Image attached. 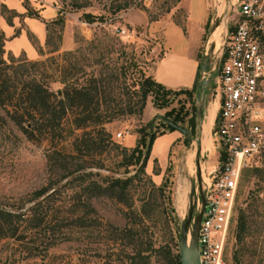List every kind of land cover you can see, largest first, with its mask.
<instances>
[{
	"label": "rangeland",
	"instance_id": "1",
	"mask_svg": "<svg viewBox=\"0 0 264 264\" xmlns=\"http://www.w3.org/2000/svg\"><path fill=\"white\" fill-rule=\"evenodd\" d=\"M51 1L0 0V5L14 12V17L10 16V25L0 15L2 58L6 60L12 56L26 62H46L47 58L52 57L55 59L53 64L45 63L42 69L52 76L55 82L49 83L48 87L57 93L62 86L56 81L58 74L55 65H64V53L79 50L81 56L77 59L80 60L78 64L81 71L75 76L77 83L83 85L89 75L104 77L111 73L113 80L110 85L121 89V104L124 106L136 99L132 91L138 90L145 77H151L152 63L160 57L154 71L163 79L173 82L185 74L189 69L188 63L192 64L190 60L198 56L199 66L208 58L210 66L215 61L217 68L216 55L225 35L223 20L228 14L231 0H53L52 5ZM73 6L82 7L73 10ZM58 11L62 14V26L49 23L56 17L54 12L57 14ZM35 13L38 18L32 17ZM166 23L174 26L163 27ZM121 29L127 30V33L121 35ZM162 39L165 41L163 50L160 45H156L161 44ZM89 42H93L95 49L89 51ZM53 48H57V51L49 54ZM34 54L39 57L31 60ZM98 55L107 68L122 66L124 70L95 71L96 66L102 68V64L94 66L92 63ZM39 73L40 70H36L35 75L38 77ZM198 77L197 74L196 82ZM192 86L191 83L178 89H190ZM193 99L194 89L191 98L183 94L168 97L167 106L158 111L161 116L171 110L180 114L186 112L187 116L177 127L189 133L187 139L176 131L167 132L164 125L154 118L153 129L146 125L151 122L150 114L144 118L143 124L135 116L122 115L104 126L111 141L120 147L135 142L140 127L146 126L148 132H153L155 138L144 175L151 180L154 188L161 186V192L151 188L144 176H139L126 194L125 202L132 205L130 208L106 198H94L89 203L96 212L100 227L81 228L68 221L63 224L64 228H57L56 224L62 218L68 220L73 217L70 207L75 205V201L71 200V191L66 190L48 206L43 226L30 231L26 228L28 223L21 222L22 238L18 242L13 239L0 241V264H124V257L129 251L120 245L112 249L107 245L109 241L103 229L105 225L115 229L131 225L137 227L138 238L152 245L153 253L148 264H164L162 251L157 253V249L168 246L174 251L179 224L188 207L189 189L194 185L183 167L186 153H189L191 171L196 177V157L194 161L191 157L195 111ZM205 102L210 107L203 123L201 159H198L204 166L203 173L207 178L208 173H216L219 168V153L212 136L214 130L211 122L216 106L210 89L206 91ZM147 103L151 104L150 96L145 101ZM0 118V207H8L13 211L33 192L45 189L58 176L46 164L49 142L27 141L9 123L1 108ZM188 119L192 126L187 123ZM119 132L122 133V139L116 140L114 136ZM68 142L61 144L66 150ZM113 154V151H109L106 162L111 164ZM254 168L264 167L257 165L247 169V175L238 186L235 215L238 209H243L250 201L249 194L255 189ZM126 172L119 170L117 176L132 174L130 169ZM101 174L111 176L103 172ZM181 181H186L188 186L183 217L175 208V192L177 183ZM195 197L198 200V194ZM255 197L258 200L257 221L262 224V229L253 237L245 239L242 245L236 244L233 233H230L225 249L227 264L234 263V253L239 254L237 264H264V190L257 191ZM77 199L82 202L84 196L78 194L73 197V200ZM28 206L25 205L16 213L24 212ZM75 206L78 208L79 202ZM169 207L173 212L168 211Z\"/></svg>",
	"mask_w": 264,
	"mask_h": 264
},
{
	"label": "trees",
	"instance_id": "2",
	"mask_svg": "<svg viewBox=\"0 0 264 264\" xmlns=\"http://www.w3.org/2000/svg\"><path fill=\"white\" fill-rule=\"evenodd\" d=\"M81 7L73 6L72 8L78 10ZM0 15L4 17L7 25H10V16L14 17V12L0 5ZM32 17L38 18V14L35 13ZM49 23L62 26L61 12L58 11L55 19ZM87 46L89 51L95 49L93 42H89ZM56 51L57 48H53L49 54ZM2 53L0 40V108L9 123L27 141L49 142L46 164L58 177L45 189L33 192L29 199L13 211L8 207H0V241L13 239L18 242L22 238L21 222L28 223L26 228L30 231L43 226L48 206L60 198L66 190H70L73 197L82 194L84 200L81 202L71 198L75 201V205L79 202V206L77 208L72 205L70 209L73 217L68 220L62 218L57 222V228H62L68 221L81 228L100 227L101 223L96 219V212L89 203L94 198H106L131 207L132 205L125 201L133 181L139 179V176H144L151 184V180L144 175V167L149 159L155 135L153 132H148V127H140L139 137L135 140L133 147H120L111 141L110 134L105 131L104 126L122 115L135 116L138 122L143 124L141 115L148 96L151 97V106L159 110L167 106L168 97L183 94L191 98L196 81L189 90L170 91L154 82L151 77H145L138 90L132 91L136 99L122 106L123 93L121 89L118 90L117 87L110 85L113 80L111 73L104 77L89 75L83 85L77 83L75 76L81 71L78 64L80 60L77 59L79 55L81 56L79 50L64 53L62 55L65 58L64 65H55L54 69L58 74L56 81L62 86L57 93L48 87L49 83L55 82L52 76L42 69L45 63L53 64L55 59L49 57L45 60L46 62H26L9 56L4 60ZM92 63L94 66L102 64V68L96 66L95 71L124 70L122 66L107 68L103 65L100 55L95 57ZM35 69L40 70L38 77L35 75ZM186 116V112L180 114L178 111L175 113L171 110L162 117L177 126ZM154 119L159 120L160 125H164L167 132H174L171 126L158 117ZM187 123L192 126L190 119ZM146 125H150L153 129V123L149 122ZM215 125L214 121L213 130ZM66 141H69L67 150L61 145L67 144ZM109 151L114 152L111 156V164L105 159ZM152 161L155 163V158ZM128 169L132 171L131 175L117 176L119 170L126 174ZM101 172L111 176L102 175ZM247 173V169L242 171L238 186ZM154 175L157 174L154 173ZM253 176L256 178V183L255 189L249 194L250 201L243 209H238L236 215L234 211L231 233L234 235L236 244L240 245L245 239L253 237L262 229V224L257 221L258 200L255 196L257 191L264 190V168H254ZM59 183L60 186H57ZM151 188H154L152 184ZM154 189L158 192L162 191L161 186ZM28 204L30 206L24 212L16 213ZM168 211L173 212V209L169 207ZM134 227L131 225L115 229L105 225L103 229L105 228V233L108 234L107 245L111 249L120 245L129 251L124 257V264H148L153 253L152 245L149 241L143 242L139 239L136 235L137 227ZM174 247V251L168 246L157 249V253L159 250L162 251L161 259L164 264H180L175 243ZM238 256L237 253L233 254V264L238 263Z\"/></svg>",
	"mask_w": 264,
	"mask_h": 264
},
{
	"label": "built area",
	"instance_id": "3",
	"mask_svg": "<svg viewBox=\"0 0 264 264\" xmlns=\"http://www.w3.org/2000/svg\"><path fill=\"white\" fill-rule=\"evenodd\" d=\"M229 4L226 37L210 75L216 106L212 136L220 160L216 173H208L202 194L198 264H227L225 249L241 173L252 166L264 167V0H231ZM114 137L120 140L122 133ZM194 209L200 210L196 197Z\"/></svg>",
	"mask_w": 264,
	"mask_h": 264
},
{
	"label": "water",
	"instance_id": "4",
	"mask_svg": "<svg viewBox=\"0 0 264 264\" xmlns=\"http://www.w3.org/2000/svg\"><path fill=\"white\" fill-rule=\"evenodd\" d=\"M226 19L227 15L223 20V26L225 27V37H226ZM221 48L218 49V53L216 58H218L220 54ZM215 61H213L212 66H210V62L208 58H205L202 64L199 66L198 72V80L195 84L194 89V106L195 111L193 115V135L192 138L195 142H198L197 150L195 153L196 160L194 162L196 166V186H197V194L198 200L200 203V210L198 212L194 211V202H195V187L194 185L190 186L189 189V197H188V207L186 211L185 217L180 221L179 231H178V239H177V248L179 254V263L180 264H198V256H197V229L199 225L200 216L204 207V198L201 192V179H200V169H199V154H200V146H199V138H200V129L202 117L205 113V98L207 89L212 90V78L210 77L211 73L215 68ZM161 121L165 122L167 125L171 126L174 131L180 133L184 138H189L190 135L184 129L172 125L168 120L164 119L161 115L156 116ZM151 120V124L153 123ZM187 236H189L187 242Z\"/></svg>",
	"mask_w": 264,
	"mask_h": 264
},
{
	"label": "crops",
	"instance_id": "5",
	"mask_svg": "<svg viewBox=\"0 0 264 264\" xmlns=\"http://www.w3.org/2000/svg\"><path fill=\"white\" fill-rule=\"evenodd\" d=\"M52 2H53V0L51 1V5H52ZM55 16H56V12H54V17ZM168 26H174V25H172L170 23H166L165 25H163V27H168ZM164 44H165V41L163 39L161 40V44L156 43V45H160L162 47V50H163V47L165 46ZM36 57H37V55L34 54V56L31 57V60H36V59H38L39 56L37 58ZM160 58L158 60H156L155 62L152 63V68H151V71L149 73L150 76H151V78H152V80L154 82H156L157 84L161 85L164 89L170 90V91H179L178 87H184L186 85H190L191 83L194 85V82L196 81L197 74L199 72V61H200L199 60V56H198V58L195 57L192 60H190V62L192 64L188 63L189 69L185 72V74L183 76H180V78H178L174 82L171 81V80L169 81V80H167L165 78L163 79L161 76H159L158 74H156V72L154 71L155 67L157 66V64L160 61ZM185 90H189V89H185ZM158 111L159 110L154 109L151 106L150 103L145 104L144 109L142 111V115H141V122L144 123L143 120H144V118H146V116L148 114H150L149 120L150 119L152 120L154 117L158 116V114H159ZM213 124H214V120H213ZM172 139H173V137H172ZM133 143H135V142L128 143V145H126V148L133 147V145H134Z\"/></svg>",
	"mask_w": 264,
	"mask_h": 264
},
{
	"label": "bare ground",
	"instance_id": "6",
	"mask_svg": "<svg viewBox=\"0 0 264 264\" xmlns=\"http://www.w3.org/2000/svg\"><path fill=\"white\" fill-rule=\"evenodd\" d=\"M213 35H214V33L210 36V38L208 40L209 44H210V41H211ZM209 107H210V104L209 103L206 104L205 113L202 117V122H201L200 138H199L200 153H201L203 123L205 121L206 113H207V110L209 109ZM215 112H216V108L214 109V112L212 113L211 122L214 120ZM209 138H211V134L209 135ZM197 146H198V142H195L193 140L192 149H191V157H192L193 161H194V157H195V152L197 150ZM199 159H201L200 154H199ZM183 167L185 169V172L187 173V176L193 180L194 187H195V196H197L196 177H195V174L192 173V171H191V159L189 157V153H186L185 156L183 157ZM199 169H200L201 189L203 191L206 189L208 182H207V178H206L205 174L203 173L204 166L200 160H199ZM187 190H188V186L186 184V181H181V182L177 183V188H176V192H175V208L181 217H183V214L185 212V198H186ZM203 192H202V194H203ZM196 200H197V198H196ZM188 239H189V236H187V242H188Z\"/></svg>",
	"mask_w": 264,
	"mask_h": 264
}]
</instances>
